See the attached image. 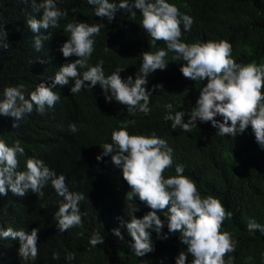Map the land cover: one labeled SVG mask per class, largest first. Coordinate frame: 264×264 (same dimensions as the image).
<instances>
[{
	"label": "trees",
	"instance_id": "1",
	"mask_svg": "<svg viewBox=\"0 0 264 264\" xmlns=\"http://www.w3.org/2000/svg\"><path fill=\"white\" fill-rule=\"evenodd\" d=\"M41 0H37V3ZM119 5L120 0H109ZM175 4L181 14H187L194 20L190 31H185L181 23V41L203 43L209 40H227L232 44V58L238 64L247 65L255 61L264 64V0H166ZM185 5H187L185 7ZM60 9H67V17L59 20L58 28L41 29L39 35L43 46L35 48L33 33L27 25V19L35 16L42 18V11H34L31 0H0V24L7 33L8 49H0V100L7 87L24 85L26 97L34 91L40 82L51 85L59 68L77 57L65 58L62 45L70 38L65 31L68 23L87 22L90 25L104 24L100 34L94 37V52L89 58V66H95L103 60L105 76L111 75L117 67L124 68L121 73L125 80L129 75L135 79L140 74L145 51L167 50L163 41L152 40L140 25L142 14L138 9L136 18H130L126 10H118L115 19L108 21L95 15V6L87 0H57ZM179 54L169 51L165 57L168 64L165 70H156L148 77L147 89L152 91L148 114L136 111L131 115L127 107L113 99L107 102L105 92L97 84L72 94L68 85H56L54 89L60 100L54 108H47L43 114L34 111L17 121L15 118L0 114V139L8 146L16 141L24 148L18 154V171L26 170V161L30 157L42 159L57 175L63 174L70 191L83 193L79 202L82 224L60 232L54 217L63 197L59 196L51 182L45 186L43 196L29 190L25 196L0 194V224L3 228L24 229L31 232L39 228L38 257L35 261H25L19 256V239L13 240L14 249L8 242L0 239V264H176L180 251L187 253V246L179 239V233L169 234L165 212H159L164 221L163 234L168 239H159L154 230L151 232L155 251L144 257H137L129 247L131 237L121 219L130 220L133 207L142 218L151 209L139 200V197H127L131 191L124 180L122 167L112 163L111 156L102 155L103 145L112 143L111 134L119 130L122 121H128L130 134L165 139L173 149V164L164 172V177L175 176V168L182 165L184 175L196 182L202 198L213 196L221 200L230 213L223 222L221 231L231 233L236 242L234 252L225 256L231 264L245 261L250 264H264V232H250L247 225L253 221L264 225V154L257 149L258 143L251 126L236 137L218 135V129L211 122L195 123L191 132H184L179 126L171 127L172 121H166L168 114L165 105H173L176 111H190L196 104L200 90L206 80H191L183 76L180 68L184 62ZM44 62L41 63L40 61ZM82 74L86 69H78ZM89 83V82H86ZM143 103V102H141ZM222 122L223 118L216 117ZM190 119L186 113L184 122ZM134 121V123H132ZM76 123L78 131L72 133L69 125ZM260 164V171L252 176V169ZM119 228L125 239L120 240L112 230ZM98 232L105 240L104 244L93 247L90 238ZM2 251L4 252H1ZM75 253V259L69 261L66 254ZM53 253L59 259H53ZM187 264L192 257L188 254Z\"/></svg>",
	"mask_w": 264,
	"mask_h": 264
},
{
	"label": "clouds",
	"instance_id": "2",
	"mask_svg": "<svg viewBox=\"0 0 264 264\" xmlns=\"http://www.w3.org/2000/svg\"><path fill=\"white\" fill-rule=\"evenodd\" d=\"M22 2L28 3L29 0ZM87 2L95 6L97 17L107 18L108 21H113L121 9L130 13V18L134 20L137 15L134 9H138L142 14L140 25L143 30L152 40L163 41L167 50L143 52L140 74H136L135 79L131 75L126 80L122 78L121 73L125 69L120 67L106 77L103 60L95 66L88 64L94 52V37L100 34L105 25H90L73 20L66 25L65 31L71 35L60 50L65 58H77L59 68L51 85L40 82L28 97L25 95L24 85L3 90L0 114L15 118L14 128L19 126L17 121L34 111V105L35 111L40 114L45 112L46 107L54 108L61 98L54 91L56 85H68L70 79L74 80L71 87L73 95L86 87L94 88L99 84L105 92L107 102L115 99L117 103L126 106L131 115H135L136 111L148 114L151 111L150 97L162 86L154 85L152 91H149L148 77L156 70L167 68L165 57L172 51L179 54L176 58L182 57L186 62L180 68L185 78L194 81L206 80L207 83L200 90L199 98L190 111H176L173 115V105H165L168 114L164 119L172 121L171 127L176 129L179 126L184 132H191L192 126L198 121L211 122L218 129V135L236 137L251 126L258 143L257 149L264 154V64L258 65L255 61L247 65L238 64L232 58V44L227 40L192 44L182 42L181 23L185 31H190L194 20L187 14H181L178 6L166 0H120L119 5L110 3L109 0ZM31 3L35 12L43 13L42 18L33 16L27 19L28 27L37 34L34 41L35 48L39 51L43 46L39 35L41 29L58 28L59 20L67 17L68 12L67 9L62 10L57 6V0H41L39 3L31 0ZM6 37L4 25L0 24V49H8ZM78 69L86 70L81 74ZM186 113L190 115V119L185 123ZM217 116L223 118L222 122ZM128 124V121H122L120 129L112 132V143L103 145L102 155H98L97 160L113 154L112 163L122 167L123 178L131 189L127 197L131 199L138 196L151 209L142 218H138L135 213L140 209L135 205L130 220L124 221L118 217L121 219V226H126L131 237L130 249L137 257L154 252L150 229L158 234L159 239H168L169 234L179 233L180 241L187 246V253L192 257L191 264H231V258L226 261L225 256L235 251L236 242L231 233L221 231L224 220L230 215L221 200L213 196L202 198L196 182L184 175L182 165L176 166L175 176L165 178L164 172L173 164V149L165 139L157 137L155 132L151 136L130 134ZM69 130L76 133L79 129L76 123H72ZM24 151L19 141L10 147L0 139V194L7 195L10 189L13 195L23 197L31 190L41 197L42 189L51 182L56 193L63 197L58 211L54 214L59 231L65 232L82 224L79 202L84 199L83 193L70 191L65 175H57L42 159L30 157L26 161V170L18 171V154H23ZM259 171L260 164L257 163L252 169V176ZM261 185L264 186V181ZM165 210L169 234L159 235L164 228V221L158 213ZM247 228L250 232L257 229L264 232V225L255 221L249 223ZM39 231V228H33L31 232L24 229L14 230L13 227L5 229L0 224V239L12 245L13 249V240L19 239V256L25 261H35L38 257ZM112 232L120 240L125 239L119 228H114ZM104 242L98 232L93 233L90 238L93 247ZM188 254L181 250L176 257V264H187ZM66 258L69 261L74 260L75 253H67ZM53 259H59V254L53 253ZM233 264L250 263L237 261Z\"/></svg>",
	"mask_w": 264,
	"mask_h": 264
}]
</instances>
